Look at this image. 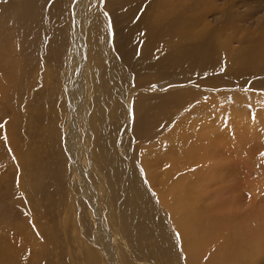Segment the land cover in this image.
I'll list each match as a JSON object with an SVG mask.
<instances>
[{
	"label": "rangeland",
	"instance_id": "obj_1",
	"mask_svg": "<svg viewBox=\"0 0 264 264\" xmlns=\"http://www.w3.org/2000/svg\"><path fill=\"white\" fill-rule=\"evenodd\" d=\"M54 1L63 5L66 2ZM158 1L102 0L111 40L115 41L110 43L112 57L120 47L128 56L131 52L127 68L122 66L121 70L128 72L125 76L134 83L131 91L107 93L117 106V117L97 124L93 127L94 137L79 142L78 162L89 171L87 177L97 193L94 210L82 191L81 178L72 171L58 143L68 127L65 103L59 99L53 107L48 102H55L61 94L47 96L49 89L65 77L66 60L55 64L56 58L49 57L53 66L49 68L55 74L48 86L41 87L37 82L33 85L35 71L22 85L16 82L12 90L2 82L9 92L0 96V230L21 224L34 230L39 224L43 242L49 244L45 253L40 252L34 259L35 264H109L100 246L92 241L97 217L110 231L111 249L117 251L112 252L114 264H164L167 254L175 255L180 246L173 221L154 199L143 176L141 164L146 160L158 182L166 165L183 161V178L182 172L178 177L186 181L197 214L222 216L233 227L252 216L264 215V0H179L176 3L180 9L177 5L164 9L161 27L152 20L146 55L140 41L141 18L147 10L158 16ZM120 2L123 7H119ZM130 35L137 36L135 42ZM133 44L137 51H131ZM17 56L19 52L11 55ZM147 80L155 83L144 84ZM24 93L47 109L52 108L55 123L51 125L57 123V137L46 138L36 129L42 124L48 127L52 122L48 117L33 120L34 128L29 132L21 130L26 124L21 110L29 99ZM93 94L91 88L86 95L88 106L92 105ZM14 112L15 122L9 120ZM151 116L160 118L154 122ZM7 120L13 126L14 147L4 133ZM156 143L159 145L154 147ZM21 146L32 153L30 161L44 179L40 185L33 184L30 192L16 162L15 150L21 155ZM104 156L109 158L114 176H118L114 190L109 188L112 179L105 173ZM108 215L113 222L108 223ZM121 216L137 224L143 240L136 243V234H123ZM3 231L8 241L16 239L6 228ZM131 237L143 250L139 258L135 256L141 253L128 245ZM178 254L179 264H183L184 258Z\"/></svg>",
	"mask_w": 264,
	"mask_h": 264
},
{
	"label": "bare ground",
	"instance_id": "obj_2",
	"mask_svg": "<svg viewBox=\"0 0 264 264\" xmlns=\"http://www.w3.org/2000/svg\"><path fill=\"white\" fill-rule=\"evenodd\" d=\"M178 1L159 0L158 6L161 13L158 16H153L148 10L143 14L140 41L142 42V51L146 55L150 49L147 43H151L150 40L152 39L150 32L153 24L151 23L152 20L159 25L163 24L162 22L165 19L164 9L175 7ZM123 6L124 4L120 2L119 7ZM180 8L178 6V9ZM182 12L179 14L181 15ZM109 27L103 12L102 0H66L64 5L56 3L54 0H21V2L0 0V92L2 93L0 96L2 98L5 96V91L9 92L8 88L2 86V82H7L10 90H12L11 88L15 86L16 82L19 81L22 85L24 79L27 77L30 79L31 71H35L36 75L41 78L36 76L33 85H36L37 82L41 87L48 86L53 80V74H55L54 69L49 68V65L52 66L49 57L56 58L55 64L57 61H62L63 58L66 60L65 64L62 62L66 67L65 77L60 79L58 86L50 88V91L47 92L49 98H52L56 92L61 94L55 102L53 100L48 102L52 103L53 107L59 102V99H62L65 103V109L69 116L68 127L66 133L62 137H58L60 140H57L61 150L71 163L72 171L81 178L82 191L86 195L88 205L93 210L97 206V193L92 187L93 181L90 183L87 177L89 171L81 168L78 162L79 159L81 160L79 142L81 139L93 138V127L97 124H104V122L117 117L114 108H117V106L113 105L112 96L107 93L113 92V90L115 94L116 92L119 93L120 90L131 91V85L134 83L129 76H125V73L128 74V72H122L121 70L122 66L127 68V62L132 57L131 52L128 56V52H125L126 49L120 47L118 51L116 49V56L112 57V46L110 47V45H113L115 41L111 40ZM68 32L70 38H67ZM133 35L135 36V33ZM134 36L132 38L130 35V38L135 42L134 38H137V36ZM178 36L180 38L181 34ZM133 45L131 51H137L138 49H134L135 44ZM17 52H19V56L12 58V53L16 54ZM46 79H50V81L48 82ZM143 83L152 85L155 82L147 80ZM91 88L94 91L93 102L91 106H88L86 95ZM24 94H27L25 98L29 97V99L24 101L26 108L21 110V119L26 122L21 130L28 131L34 128L35 123H33V120L39 122L44 117H48L52 118V122L48 123L49 126L44 128L42 124L36 129L41 131L46 138L57 137L58 134L55 129L57 123L54 127L51 125L53 122L55 123L52 108L47 109L46 105L42 104V106L37 103L38 100L29 96V93ZM118 96L116 95L114 99L117 100ZM10 103L15 106L12 101ZM15 113L9 120L15 122ZM153 116L148 118L151 120ZM155 118L157 121V118L159 120L160 117ZM9 120L5 122L4 133L7 140L14 147L13 126ZM151 122L147 126L149 131L153 127V122ZM157 145L159 143H156L154 147ZM15 153L17 154V165L21 166V172H23L26 180L24 182L26 191L30 192V188L33 190L34 186L40 185L44 179L38 173L39 170L36 168V164L30 161L31 152L21 146V155L17 149ZM145 154H148V150L145 151ZM104 164L107 165L105 173L112 179L109 188L114 190L118 176L116 174L114 176L109 158L105 157ZM181 164L183 166V161L178 165L172 163L166 165L160 182L149 171L150 163L147 160L141 164L144 166L143 176L147 178L149 189L155 195L154 199H157L158 204L167 210L173 221L172 224L178 239L177 244L180 246L178 247L179 251H175V255L173 253L167 254L164 264H176L177 262L179 264L178 252L184 258L183 264H259L263 262L264 222L261 223L260 221L264 220V215L256 218H254L255 216L250 217V215L245 223L242 221L233 227L228 225L226 219L221 218L222 216L219 218L208 217L202 212L199 214L193 212L194 208L190 202L193 198L189 199L186 181L181 179L180 176L178 177V173L182 172L183 178V170L185 171V169L182 170ZM171 179H173V182ZM137 190L140 191V188H137ZM139 198L141 200V197ZM109 215L107 218L110 222H107L111 223L113 220ZM121 218L123 234H136V243L143 240L142 236L139 237L138 228L136 230L137 224L134 226L130 221L131 219L128 220L125 216H121ZM35 227L36 229L33 230L28 224H21V227L6 226L8 233L16 236V239L12 241H8L3 234L5 228L0 230V264H35L34 259L38 255L40 256V252L45 253L47 244H49L43 242L44 237L41 236V226L37 224ZM92 241L95 245L100 246L109 264H114L112 252L116 250L112 251L110 246V231L101 224L99 217L96 220V230L92 235ZM133 242L134 239L131 237V242L128 245L135 252L141 253L140 256H135L139 258L142 256L143 250Z\"/></svg>",
	"mask_w": 264,
	"mask_h": 264
}]
</instances>
